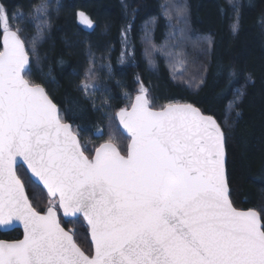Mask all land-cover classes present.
<instances>
[{"label":"snow or ice","instance_id":"obj_1","mask_svg":"<svg viewBox=\"0 0 264 264\" xmlns=\"http://www.w3.org/2000/svg\"><path fill=\"white\" fill-rule=\"evenodd\" d=\"M0 24V226L24 230L0 241V264H264V224L229 198L226 138L213 116L190 103L153 110L141 87L116 114L130 136L126 155L106 142L89 158L46 89L25 77L29 50L2 5ZM18 165L57 201L46 213L32 206ZM56 207L84 218L90 253Z\"/></svg>","mask_w":264,"mask_h":264},{"label":"trees","instance_id":"obj_2","mask_svg":"<svg viewBox=\"0 0 264 264\" xmlns=\"http://www.w3.org/2000/svg\"><path fill=\"white\" fill-rule=\"evenodd\" d=\"M0 5L29 50L25 77L46 89L89 157L105 141L127 153L129 138L115 115L131 105L140 86L152 108L193 104L212 115L225 134L233 205L256 210L264 224V0H0ZM1 37L2 24L0 51ZM184 38L205 42L196 60L203 71L196 86L188 83L190 75L174 74V45ZM83 84L96 87L82 90ZM17 172L32 206L44 212L45 191L22 166ZM61 223L86 253L92 251L82 218ZM21 237L20 230L0 232V239Z\"/></svg>","mask_w":264,"mask_h":264},{"label":"rangeland","instance_id":"obj_3","mask_svg":"<svg viewBox=\"0 0 264 264\" xmlns=\"http://www.w3.org/2000/svg\"><path fill=\"white\" fill-rule=\"evenodd\" d=\"M9 29H12V28H9ZM12 30H14V29H12ZM170 37L173 38L172 35H170L169 38ZM204 44H205V42L203 39L191 40L188 38H184V39L180 40V42L178 44L174 45L176 47L175 53L177 56V66H176V69L174 71V74L176 77L182 76V75H190L189 78H190L191 82H188V83L191 86H196L197 85L196 80H199L198 78H201L203 75L202 67L199 65L200 63L198 64L199 59H197L198 58L197 56H200V53L204 50ZM202 47H203V50H202ZM145 49H146V52L148 51L149 53H151L153 51V49L150 47V45L147 42L145 43ZM167 49L170 50V48H167ZM190 58L192 59V61L195 64L192 63ZM141 87L142 86L137 88L134 96L139 93ZM129 107H125V108H129ZM94 151H93V153H94ZM93 153H92V155H93ZM92 155H91V157H92Z\"/></svg>","mask_w":264,"mask_h":264},{"label":"water","instance_id":"obj_4","mask_svg":"<svg viewBox=\"0 0 264 264\" xmlns=\"http://www.w3.org/2000/svg\"><path fill=\"white\" fill-rule=\"evenodd\" d=\"M11 30V29H10ZM11 31H15V30H11ZM1 43H2V50L1 51H3V33H2V37H1ZM140 94V92L138 93V94H136L135 95V97L137 96V95H139ZM146 95H147V93H146ZM135 97L133 98V101H132V103L134 102V100H135ZM147 99H148V101H149V98H148V95H147ZM178 104H188V103H178ZM150 105V104H149ZM193 105V104H192ZM194 107H196L195 105H193ZM197 108H199V107H197ZM123 109H126V108H123ZM153 109V108H152ZM200 109V108H199ZM121 110V109H120ZM119 110V111H120ZM128 110H131V106H130V108H128ZM153 110H157V109H153ZM201 110V109H200ZM118 111V112H119ZM117 112V113H118ZM201 112H203L202 110H201ZM204 113V112H203ZM205 115H209V114H206V113H204ZM212 116V115H211ZM116 118H117V121H118V123H119V126H120V130H121V132L125 135V136H127V137H129V139H130V136L127 134V132H126V130L125 129H123V126L120 124V122H119V119H118V117H117V115H116ZM214 118V117H213ZM215 119V118H214ZM217 121V120H216ZM68 123V122H67ZM218 123V122H217ZM68 124H70V123H68ZM219 124V123H218ZM71 125V124H70ZM72 127V126H71ZM104 143H106V142H104ZM104 143H102V144H104ZM129 143H130V141H129ZM113 144V143H112ZM114 145V144H113ZM115 146V145H114ZM116 147V146H115ZM117 148V147H116ZM118 149V148H117ZM119 150V149H118ZM120 151V150H119ZM225 153H226V156H225V172H226V180H227V185H228V189H229V198H230V187H229V184H228V179H227V166H226V164H227V152H226V145H225ZM94 154H95V152H94ZM94 154H93V156H94ZM122 154V153H121ZM86 155V154H85ZM92 156V157H93ZM18 167H19V165H18ZM25 169H26V166H23ZM29 175H30V173H28ZM41 187H42V185H41ZM43 188V187H42ZM45 190V192L47 193V191H46V189H44ZM25 192H26V189H25ZM26 194H27V192H26ZM48 195V194H47ZM49 196V195H48ZM50 197V196H49ZM51 198V197H50ZM51 199H53V198H51ZM230 200H231V198H230ZM231 202H232V200H231ZM233 204V203H232ZM234 206V205H233ZM235 207V206H234ZM236 208V207H235ZM237 210H240V211H249V210H252V211H256V210H254V209H248V210H245V209H238V208H236ZM56 211H57V213H58V218L60 219V214H61V216H63L65 219H76V218H71V217H65L64 215H63V213H62V210H60L59 209V211L57 210V209H55ZM257 212V211H256ZM44 213H46V211L44 212ZM44 213H41V214H44ZM258 213V212H257ZM259 214V213H258ZM260 215V214H259ZM82 217V216H81ZM261 217V216H260ZM83 218V217H82ZM84 219V218H83ZM85 221V220H84ZM85 223H86V221H85ZM261 223H262V220H261ZM263 224V223H262ZM86 225H87V223H86ZM62 226V225H61ZM63 227V226H62ZM88 227V226H87ZM15 229H17V230H21V232H22V237L19 239V240H22L23 239V237H24V230H23V226L22 225H20L19 223H15V224H13V225H10V226H8V227H4V226H0V232H2V233H5V232H8V231H12V230H15ZM66 230V229H65ZM67 231V230H66ZM88 234H89V238H90V230H89V228H88ZM0 241H6V242H13V241H17V240H13V241H10V240H4V239H0ZM90 242H91V240H90Z\"/></svg>","mask_w":264,"mask_h":264},{"label":"flooded vegetation","instance_id":"obj_5","mask_svg":"<svg viewBox=\"0 0 264 264\" xmlns=\"http://www.w3.org/2000/svg\"><path fill=\"white\" fill-rule=\"evenodd\" d=\"M48 197V196H47ZM48 199H49V202H48V205H47V207H46V209H45V211L47 210V208L49 207V206H55L56 204H57V201L55 200V199H50L49 197H48ZM57 208V207H56ZM44 211V212H45ZM63 218L62 217H60V220H62ZM6 240V239H5ZM16 240H18V239H16Z\"/></svg>","mask_w":264,"mask_h":264},{"label":"bare ground","instance_id":"obj_6","mask_svg":"<svg viewBox=\"0 0 264 264\" xmlns=\"http://www.w3.org/2000/svg\"><path fill=\"white\" fill-rule=\"evenodd\" d=\"M145 31V30H144ZM149 36H152L153 38H154V36L153 35H149Z\"/></svg>","mask_w":264,"mask_h":264}]
</instances>
